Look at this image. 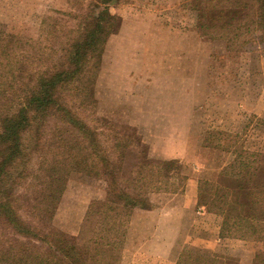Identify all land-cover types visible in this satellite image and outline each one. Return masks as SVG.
I'll use <instances>...</instances> for the list:
<instances>
[{"label": "rangeland", "instance_id": "374dc122", "mask_svg": "<svg viewBox=\"0 0 264 264\" xmlns=\"http://www.w3.org/2000/svg\"><path fill=\"white\" fill-rule=\"evenodd\" d=\"M93 2L96 0H0V70L5 77L28 85L34 75L57 67L59 49ZM193 4L194 0L110 3V11L119 16L118 29L104 46L93 86L95 103H83L74 91L65 93L66 100L98 132L103 154L114 158L122 148L125 180L138 178L139 173L145 176L141 189L147 200L145 209L168 212L170 225L188 237L185 248L201 247L232 255L237 264H251L258 243L220 239V217L198 207L196 199L199 181H215L234 158V149L264 155V52L255 41H249V34L228 46L213 31L200 30ZM62 126L55 116L42 126V146L32 157L27 182L18 188L27 196L22 201L39 202L44 170L58 157L55 147L63 148L75 138L68 133L60 142ZM127 135L132 137L128 144L115 149L113 141L123 145ZM230 136L234 142L226 141ZM168 159L180 163L179 174L150 171L154 162ZM141 162L151 165L140 168ZM105 179L103 174H86L73 166L46 226L42 225L43 215L34 216V208L22 214L46 231L61 230L80 243L91 238L104 241L103 215L95 211L93 202L105 198ZM126 214L119 217L120 228L106 238L111 247L102 245L103 253L95 260L114 264L116 257L120 259ZM153 223L157 228L156 219ZM85 226L88 228L82 232ZM0 234L20 237L1 224ZM90 245V253L95 254L99 245Z\"/></svg>", "mask_w": 264, "mask_h": 264}, {"label": "trees", "instance_id": "16d2710c", "mask_svg": "<svg viewBox=\"0 0 264 264\" xmlns=\"http://www.w3.org/2000/svg\"><path fill=\"white\" fill-rule=\"evenodd\" d=\"M119 1L90 3L75 23L72 35L59 49L58 66L34 75L28 85H19L21 81L17 84L14 77H5L0 63V224L20 236L8 238L0 234V264H87L91 259L96 261L94 257L103 253L102 245L111 247V240L106 238L120 228L119 217L126 212L128 217L137 206L147 207L145 191L141 190L145 176L139 173L138 178H123L125 155L122 148L118 154L115 152L114 158L103 154L98 132L78 115L65 95L67 91H74L84 99L83 103H95L93 86L104 46L118 29L119 16L110 11V3ZM193 5L197 11V27L203 32L213 31L226 39L228 46L249 34V41H255L264 52V0H194ZM42 21L47 22L46 18ZM62 26L69 25L63 23ZM51 28L55 31L54 24ZM53 116L66 126V129L65 126L60 128V142L68 133L75 138L63 148L55 147L58 157L44 170L46 178L42 181L39 202H24L21 199L27 196L18 188L30 176L32 157L42 146V126ZM126 137V141L122 140L123 145L114 140L113 147L128 144L132 137ZM226 141L234 142V137L230 136ZM234 154L231 163L218 172L215 181H199L196 204L205 212L220 217V239L234 237L258 243L251 264H264V155L241 148L234 149ZM75 158L80 160L75 161ZM140 164V168L151 165L150 162ZM73 166L83 173H100L106 178L105 198L93 202L95 211L103 215L105 227L101 238L104 241L91 238L80 243L76 236L53 228L46 231L22 214V211L27 213L34 208V216L41 218L43 215L42 225L46 226L53 217ZM180 169L177 160L168 159L154 162L150 171L167 176L179 174ZM87 228L85 226L81 231ZM90 243L99 245L94 249L95 254L90 253ZM176 264H237V259L201 247L185 248Z\"/></svg>", "mask_w": 264, "mask_h": 264}, {"label": "crops", "instance_id": "0c3cea01", "mask_svg": "<svg viewBox=\"0 0 264 264\" xmlns=\"http://www.w3.org/2000/svg\"><path fill=\"white\" fill-rule=\"evenodd\" d=\"M160 211L141 207L130 211L120 259L114 264H176L188 237L170 225L168 212ZM154 218L157 228L154 227ZM166 224L168 227H165ZM87 264H106V261L96 259Z\"/></svg>", "mask_w": 264, "mask_h": 264}]
</instances>
